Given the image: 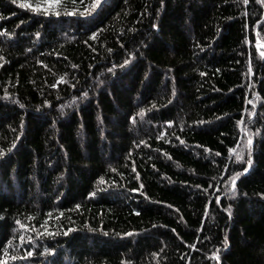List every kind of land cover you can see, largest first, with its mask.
<instances>
[{"label": "trees", "instance_id": "1", "mask_svg": "<svg viewBox=\"0 0 264 264\" xmlns=\"http://www.w3.org/2000/svg\"><path fill=\"white\" fill-rule=\"evenodd\" d=\"M0 0V264H264V0Z\"/></svg>", "mask_w": 264, "mask_h": 264}, {"label": "snow or ice", "instance_id": "2", "mask_svg": "<svg viewBox=\"0 0 264 264\" xmlns=\"http://www.w3.org/2000/svg\"><path fill=\"white\" fill-rule=\"evenodd\" d=\"M101 2H102V0H96V4L93 5V7L98 6Z\"/></svg>", "mask_w": 264, "mask_h": 264}]
</instances>
